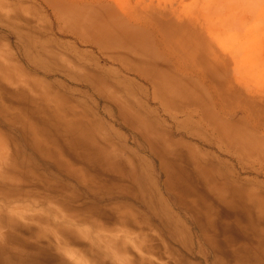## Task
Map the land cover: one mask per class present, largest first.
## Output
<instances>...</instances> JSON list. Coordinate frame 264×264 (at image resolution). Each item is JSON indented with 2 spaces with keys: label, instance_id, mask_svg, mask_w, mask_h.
Wrapping results in <instances>:
<instances>
[{
  "label": "rangeland",
  "instance_id": "obj_1",
  "mask_svg": "<svg viewBox=\"0 0 264 264\" xmlns=\"http://www.w3.org/2000/svg\"><path fill=\"white\" fill-rule=\"evenodd\" d=\"M199 10L188 0H0L11 74L0 75V264H264V214L190 178L170 182L99 90L112 86L151 127L195 144L264 200V93L231 86L226 57L186 20ZM134 50L158 61L155 73ZM165 73L174 93L162 103L150 78ZM185 117L191 125L175 128Z\"/></svg>",
  "mask_w": 264,
  "mask_h": 264
},
{
  "label": "bare ground",
  "instance_id": "obj_2",
  "mask_svg": "<svg viewBox=\"0 0 264 264\" xmlns=\"http://www.w3.org/2000/svg\"><path fill=\"white\" fill-rule=\"evenodd\" d=\"M68 8V7H67ZM64 12V10H63ZM106 12V11H105ZM82 13V12H81ZM64 14V13H63ZM71 14V13H70ZM69 14V15H70ZM77 14V13H76ZM75 14V15H76ZM53 15V14H52ZM75 15H73L75 17ZM107 15V14H106ZM222 15V14H221ZM64 16L66 17V15L64 14ZM72 16V15H71ZM79 16V15H78ZM103 16V15H102ZM110 16V15H108ZM107 17V16H106ZM114 17V16H113ZM221 17V16H220ZM81 18V17H80ZM97 20V19H96ZM67 24V23H66ZM78 25V24H77ZM85 25V23H84ZM83 26V25H82ZM79 27V26H78ZM77 27V28H78ZM132 30V29H131ZM119 32V31H118ZM117 32V33H118ZM86 33V32H85ZM100 33V32H99ZM126 34V33H125ZM82 35V34H81ZM90 35V34H89ZM88 35V36H89ZM101 35V34H100ZM103 35V34H102ZM113 36V35H112ZM90 37V36H89ZM129 37V36H128ZM93 38V37H91ZM95 38V37H94ZM115 38V37H114ZM89 39V38H88ZM175 39V38H174ZM192 39V38H191ZM190 39V40H191ZM99 40V39H98ZM132 40V38L130 39ZM170 40V39H169ZM112 41V39H111ZM155 41V40H154ZM183 41V40H182ZM95 42V40H94ZM171 42V41H170ZM193 42V41H192ZM172 43V42H171ZM190 43V42H189ZM174 44V43H173ZM187 44V43H186ZM205 44V43H204ZM181 45V44H180ZM185 45V44H184ZM193 45V44H192ZM195 45V44H194ZM113 46V45H112ZM133 46V45H131ZM175 46V45H174ZM182 46V45H181ZM196 46V45H195ZM202 46V45H201ZM184 47V46H183ZM186 47V46H185ZM188 47V44H187ZM199 47V46H197ZM205 47V46H204ZM117 48V47H116ZM177 48V47H176ZM196 48V47H195ZM174 49V48H173ZM186 49V48H184ZM214 49V48H212ZM107 50V49H106ZM109 51V50H108ZM124 51V50H122ZM188 51V50H187ZM190 51V50H189ZM201 51V50H200ZM120 53L121 52L119 51ZM135 52V50H134ZM174 52V50H173ZM207 52V51H206ZM211 52V51H210ZM116 53V52H115ZM213 53V52H212ZM112 54L113 50H112ZM177 54V53H175ZM122 56V54H121ZM126 56H128V53H126ZM129 56H133L132 59L130 57L131 60H136L137 62H142V66L144 64H147V60H149L151 63H148L149 65H156L155 63L158 62H154L152 59L149 58V54L145 52V50L141 51H137L135 53L130 54ZM118 57V56H117ZM155 59V57H153ZM187 58V56L185 57ZM199 58V57H198ZM203 59V58H201ZM247 59V58H246ZM69 60V59H68ZM156 60V59H155ZM158 60V59H157ZM171 60V59H170ZM174 61V60H173ZM176 61V60H175ZM193 61V60H192ZM136 62V63H137ZM162 62V61H161ZM198 62V61H197ZM154 63V64H152ZM160 63V61H159ZM166 63V62H165ZM204 63V62H203ZM147 64V65H148ZM182 64V63H181ZM167 65V64H166ZM170 65V64H169ZM199 65V64H198ZM202 65V64H201ZM200 65V66H201ZM260 65V64H259ZM262 65V64H261ZM159 66V64L157 65ZM218 66V65H217ZM140 67V66H139ZM207 69L208 66H204ZM203 66L201 68H204ZM219 67V66H218ZM246 67V66H245ZM142 68V67H141ZM137 69L138 72L143 73L144 72V67L142 69ZM148 68V67H147ZM168 68V67H167ZM187 68V66H186ZM204 69L208 74H210L211 72H208L207 69ZM220 68V67H219ZM241 68V67H240ZM259 68V67H257ZM152 70H154L152 73L156 72V69H154V66L151 68ZM158 69H160L158 67ZM169 69V68H168ZM85 70V69H84ZM146 70V69H145ZM196 70V69H195ZM202 70V69H201ZM149 71V70H148ZM160 71V70H159ZM151 72V71H150ZM164 72V71H163ZM6 74L7 78H9L11 75L9 72V68L5 65V64H1L0 63V75L2 74ZM173 73V72H172ZM175 73V72H174ZM201 73V72H200ZM221 73V72H220ZM87 74V73H86ZM144 74V73H143ZM222 74V73H221ZM145 75V74H144ZM148 75V74H147ZM166 75V76H165ZM165 75L161 76V75H157L156 76H151V82L157 87L156 89L158 91H160V95L163 96L164 99L161 100V102L166 103L168 99H166L165 96H167V92L171 91V87H173L172 85L167 84V82L169 80H174L171 78L167 77V74L165 73ZM146 77V75H145ZM175 77V76H174ZM213 78H216L213 76ZM19 79V80H18ZM8 80V79H7ZM14 82L15 81H20V78L18 77H13ZM179 80V78H178ZM44 81V80H43ZM150 81V80H149ZM220 81V80H219ZM214 83V82H213ZM99 84V83H98ZM102 86H101V85ZM99 86L100 87V92H102V94L104 96H106V98L111 99V102L113 101V104L115 106V109L117 111L118 117L120 118V122L124 125L129 126L130 129H132L133 131H135V133H137L138 135H140L143 140H144V147L145 150L153 155V157L155 158V160L157 159V163L158 166H160V168L163 170V172L165 173L167 179L170 180V182H176V186L179 187L178 182L182 181V180H186V181H190L189 178L194 181V182H198L200 184H203L207 190L210 192V194H212L216 199L223 201L225 203H229L233 206L238 205V203H241V200L249 203V205L251 206V208H255L258 212L259 215L264 214V205H263V197H261L260 200L259 197L256 195L255 191L253 189H247V190H241L240 188L236 187V183H229L226 180V177L223 178L220 174V172L218 171V166H216L215 164L212 163L211 160H209V158L207 157V155L205 153L200 152L199 150L196 149V147H193L192 145L195 144H187L185 143L183 140H179L177 138H174L169 132H165L162 131L158 128H153L151 127V123L149 121L146 122L144 120V118H142L141 115L135 113L134 111L131 110V105L128 104L125 101H122L121 99H119L118 97V90H109L110 88H112V86L108 89L107 88V84L104 87L102 83H100ZM175 84V83H174ZM179 84V82H178ZM182 84V83H181ZM234 84V83H233ZM215 85V84H214ZM217 85V84H216ZM232 86V85H231ZM182 87V86H181ZM190 87V85H189ZM218 87V86H217ZM185 88V87H184ZM183 88V90H184ZM114 89V88H112ZM177 89V88H176ZM218 89V88H217ZM156 91V90H155ZM191 91V90H190ZM153 92V91H152ZM173 92V90H172ZM180 92V91H179ZM183 92V91H182ZM154 93V92H153ZM174 93V92H173ZM185 93V92H184ZM222 93V92H221ZM232 93V92H231ZM155 94V93H154ZM158 94V93H157ZM216 94V93H215ZM230 94V93H229ZM227 93V95H229ZM185 95V94H184ZM197 95V94H196ZM217 95V94H216ZM225 95V96H227ZM161 96V97H162ZM224 96V95H223ZM243 96V95H242ZM160 97V96H159ZM199 97V96H198ZM197 97V98H198ZM228 97V96H227ZM226 97V98H227ZM105 98V99H106ZM203 98V97H202ZM225 98V99H226ZM224 99V98H223ZM224 99V100H225ZM183 100V99H182ZM199 100V98H198ZM239 100V99H238ZM187 101V100H185ZM206 101V100H205ZM204 101V102H205ZM233 101V100H232ZM170 102V101H169ZM193 102V101H192ZM199 103V102H197ZM196 103V104H197ZM203 103V102H202ZM239 103V102H238ZM185 103H183L184 105ZM194 104V103H193ZM195 104V105H196ZM240 104V103H239ZM178 105V104H177ZM186 105V104H185ZM175 106V105H174ZM187 106V105H186ZM177 107V106H176ZM183 107V106H182ZM174 109V108H173ZM180 110V109H179ZM207 113V110H205ZM143 114V113H142ZM205 114V113H204ZM189 115V114H188ZM208 120L213 119V117L211 116V113H209L208 116ZM219 119V118H217ZM257 118H255L256 120ZM149 120V119H148ZM173 122L175 125V128H177L178 126H185V129L188 128L189 126V122L188 118L185 117L184 120L182 121H176L175 118H173ZM184 122H188V125ZM194 122V121H193ZM215 122V121H214ZM218 122L221 123V121H217V123L215 122L213 124V128L216 129L217 133H218V137L223 138L225 137L226 141H229L227 137V134H225V132L219 130L218 128H221L218 124ZM208 123V122H207ZM153 124V123H152ZM223 124V123H222ZM238 124V123H237ZM191 125V124H190ZM194 125V124H193ZM206 125V124H205ZM225 125V123H224ZM63 126L66 128V126L63 124ZM195 126V125H194ZM237 126V125H236ZM156 127V125H155ZM238 129V128H237ZM236 129V130H237ZM165 130V129H164ZM235 130V129H234ZM73 133V137L79 138L80 135L83 138L85 131L83 129L77 128L76 130H72ZM168 131V130H167ZM188 132H190L189 130H186ZM95 132V131H94ZM250 132V131H249ZM175 133V130H173V134ZM94 134V133H93ZM235 136L238 137V134L235 133ZM255 136V135H254ZM253 137V135H252ZM184 138V137H183ZM255 139V137H253ZM260 139V138H259ZM88 140V139H87ZM185 140V139H184ZM262 140V139H261ZM260 140V141H261ZM183 141V142H182ZM259 142V141H258ZM262 142V141H261ZM230 143V142H229ZM256 143V142H253ZM241 145V144H240ZM196 146V145H195ZM255 146V145H254ZM256 147V146H255ZM235 150V149H234ZM259 150V149H258ZM251 152H253L254 150L251 148L250 149ZM111 154V153H110ZM105 158L110 159L109 158V154L108 153H104ZM264 157V156H263ZM111 161V159H110ZM109 162V161H108ZM187 165L189 166L191 173L188 172H183L182 169H184L185 167H187ZM184 167V168H183ZM223 167V166H222ZM188 170V169H187ZM223 172V171H222ZM232 172V171H231ZM187 173V174H186ZM225 174V173H224ZM229 177V176H228ZM237 177V176H236ZM238 178V177H237ZM251 181V180H250ZM168 182V181H167ZM166 182V183H167ZM238 182V181H237ZM165 183V182H164ZM174 185V184H173ZM203 186V187H204ZM172 188V187H171ZM170 189V188H169ZM175 189V188H174ZM172 190V189H171ZM175 191V190H174ZM177 191V190H176ZM178 192V191H177ZM178 196V195H177ZM180 198V197H179ZM184 198V197H183ZM191 199V198H190ZM177 200V199H176ZM185 203V201H184ZM187 206V203H185ZM131 230V229H130ZM135 232V231H134ZM121 235V234H120ZM122 236V235H121ZM129 236V235H128ZM118 239V238H117ZM78 264H87L86 262H82V260H78ZM138 264H142V263H138Z\"/></svg>",
  "mask_w": 264,
  "mask_h": 264
},
{
  "label": "crops",
  "instance_id": "obj_3",
  "mask_svg": "<svg viewBox=\"0 0 264 264\" xmlns=\"http://www.w3.org/2000/svg\"><path fill=\"white\" fill-rule=\"evenodd\" d=\"M191 3L202 16L186 20L203 37L206 48H214L212 54L226 57L232 86L241 87L243 92L245 80L253 91L250 97L256 91L264 93V0H188ZM247 55L252 57L239 60ZM203 72L205 80L213 78ZM222 95L227 93L218 92L215 96Z\"/></svg>",
  "mask_w": 264,
  "mask_h": 264
}]
</instances>
